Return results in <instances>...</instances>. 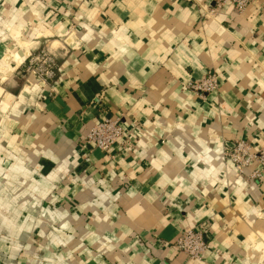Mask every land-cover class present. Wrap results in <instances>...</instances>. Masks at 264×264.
Masks as SVG:
<instances>
[{
    "label": "crops",
    "instance_id": "crops-1",
    "mask_svg": "<svg viewBox=\"0 0 264 264\" xmlns=\"http://www.w3.org/2000/svg\"><path fill=\"white\" fill-rule=\"evenodd\" d=\"M213 6L0 0V264H264V168L222 157L264 147V0ZM42 47L50 89L25 72ZM208 71L215 91L186 89ZM115 117L122 141L85 146ZM188 228L201 261L175 248Z\"/></svg>",
    "mask_w": 264,
    "mask_h": 264
},
{
    "label": "built area",
    "instance_id": "built-area-1",
    "mask_svg": "<svg viewBox=\"0 0 264 264\" xmlns=\"http://www.w3.org/2000/svg\"><path fill=\"white\" fill-rule=\"evenodd\" d=\"M255 0H213L214 6L209 13H216L229 4L235 13H241ZM25 72L30 87L50 89L57 81L56 62L49 49H38L30 54L25 62ZM217 88L216 75L208 71L202 79L186 84V89L199 95H206ZM124 130L120 117L102 118L97 120L87 131L84 144L91 149L108 153L118 144ZM122 141V140H121ZM123 143V142H122ZM223 159L229 164L231 171L240 176L253 162L264 168V147L252 152L244 141H235L231 148L225 149ZM261 172L254 171L250 178H260ZM209 244L200 229H185L175 241V248L190 260L201 261Z\"/></svg>",
    "mask_w": 264,
    "mask_h": 264
},
{
    "label": "rangeland",
    "instance_id": "rangeland-1",
    "mask_svg": "<svg viewBox=\"0 0 264 264\" xmlns=\"http://www.w3.org/2000/svg\"><path fill=\"white\" fill-rule=\"evenodd\" d=\"M43 49H47L46 47H42ZM42 48H40V49H42Z\"/></svg>",
    "mask_w": 264,
    "mask_h": 264
}]
</instances>
